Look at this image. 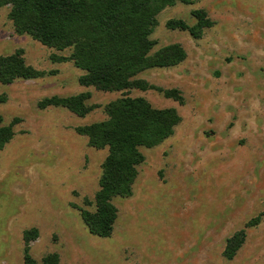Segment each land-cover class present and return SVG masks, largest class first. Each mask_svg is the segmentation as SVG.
Instances as JSON below:
<instances>
[{"label":"rangeland","instance_id":"374dc122","mask_svg":"<svg viewBox=\"0 0 264 264\" xmlns=\"http://www.w3.org/2000/svg\"><path fill=\"white\" fill-rule=\"evenodd\" d=\"M213 21L200 39L168 30V19L194 25L192 10ZM10 6H0V57L21 51L47 75L0 83V116L13 137L0 149V264H24L23 233L36 262L55 253L60 264H264V0H195L166 7L150 39L155 47L179 44L186 59L139 78L159 90L177 89L180 104L156 90L114 92L79 84L72 62L53 63L58 52L14 31ZM81 93L91 111L78 117L44 99ZM143 97L180 117L161 144L144 157L129 197H117L111 234L99 237L80 209H93L107 149L88 145L77 127L106 119L105 106ZM91 202L87 207L86 203ZM241 248L223 257L226 240L245 223Z\"/></svg>","mask_w":264,"mask_h":264},{"label":"trees","instance_id":"16d2710c","mask_svg":"<svg viewBox=\"0 0 264 264\" xmlns=\"http://www.w3.org/2000/svg\"><path fill=\"white\" fill-rule=\"evenodd\" d=\"M195 0H0V6H10L9 18L14 31L28 35L44 46L58 52L69 50L68 55L52 54L53 63L70 61L83 71L78 81L81 86L104 91L129 92L156 90L165 98L182 103L177 89L159 90L139 78L154 68L174 67L186 59L179 44L156 48L150 35L157 25L158 14L177 3L190 4ZM194 25L182 19H168V30H185L200 39L203 32L213 26L205 11L192 10ZM48 73L26 64L22 52L0 57V83L7 85L18 79L41 78ZM81 93L67 98L51 97L41 107H64L78 117L92 109ZM106 119L77 127L85 135L88 145L107 149L100 166L98 190L93 197V209H80L88 230L99 236L111 234L117 216L113 199L129 197L138 176V167L144 157L141 148L154 147L169 138L180 122L174 108L158 109L143 97L125 94L108 103ZM12 125H6L0 116V149L13 137ZM91 202H87L89 207ZM259 217L247 221L225 243L222 255L231 260L241 248L245 229L259 224ZM38 232L30 229L23 233L24 264H60L57 254L46 255L36 262L29 254V243Z\"/></svg>","mask_w":264,"mask_h":264}]
</instances>
